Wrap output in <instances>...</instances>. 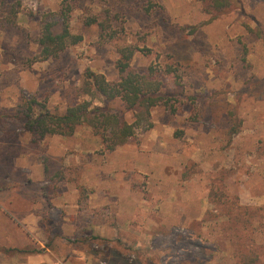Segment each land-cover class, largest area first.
Instances as JSON below:
<instances>
[{"label":"rangeland","instance_id":"obj_1","mask_svg":"<svg viewBox=\"0 0 264 264\" xmlns=\"http://www.w3.org/2000/svg\"><path fill=\"white\" fill-rule=\"evenodd\" d=\"M63 9L82 40L41 61L40 17ZM124 46L132 69L156 71L174 113L152 108V127L112 152L85 126L31 133L42 109L88 100L86 69L117 80ZM256 255L264 264V0H0V264Z\"/></svg>","mask_w":264,"mask_h":264},{"label":"trees","instance_id":"obj_2","mask_svg":"<svg viewBox=\"0 0 264 264\" xmlns=\"http://www.w3.org/2000/svg\"><path fill=\"white\" fill-rule=\"evenodd\" d=\"M216 9L227 8L236 0H208ZM81 36L73 35L68 25L67 10L59 13L47 12L40 17V34L37 45L39 59L46 61L58 58L68 46L76 45ZM135 48L124 46L118 50L116 60L117 80L109 81L104 75L86 69L83 72L80 95L88 98L83 102L68 103L64 113L52 114L42 109L29 120V130L37 138L47 135L71 136L76 128L85 126L99 135L107 152L127 144L136 129L148 130L152 127V108L163 106L174 113L170 105L171 96L162 91V83L154 69L137 72L130 62ZM118 100L124 112L132 113V123H128L123 113L113 110L109 103ZM98 103V104H95ZM257 255L243 259L241 264H255ZM239 263V264H240Z\"/></svg>","mask_w":264,"mask_h":264},{"label":"built area","instance_id":"obj_3","mask_svg":"<svg viewBox=\"0 0 264 264\" xmlns=\"http://www.w3.org/2000/svg\"><path fill=\"white\" fill-rule=\"evenodd\" d=\"M54 264H62V263H60V262H56V263H54Z\"/></svg>","mask_w":264,"mask_h":264}]
</instances>
